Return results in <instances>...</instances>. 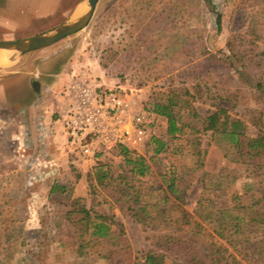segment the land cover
<instances>
[{
  "label": "rangeland",
  "instance_id": "rangeland-1",
  "mask_svg": "<svg viewBox=\"0 0 264 264\" xmlns=\"http://www.w3.org/2000/svg\"><path fill=\"white\" fill-rule=\"evenodd\" d=\"M28 1L34 0H0V41L32 37L63 24L75 13L71 9L67 13V9L79 0H60L53 14L41 17L30 12ZM12 4L18 20L15 30L7 22L12 17L7 8ZM87 4L83 0L79 9ZM261 5V0H99L85 28L38 52H55L63 59L89 55L103 70L94 76L107 81L101 87L127 95L133 113L150 110L154 123L144 142L131 148L150 164V173L141 177L140 184L158 199L161 174L175 166L182 188H186V225L195 219L203 172L217 174L227 163L222 143L211 131L198 133L207 154L205 166L194 172L190 170L191 155L173 153V148L155 157L151 137L166 138L167 122L152 108L170 88H190L203 95L194 101L202 116L215 109L216 101L242 119L248 134L254 135L257 126L252 117L261 111L264 118ZM8 77L0 75V82ZM68 85L65 81L66 94ZM35 123L18 106L0 105V264H108L102 258L77 256L76 243L67 237L70 227L64 213L68 199L50 193L55 181L72 187L73 197L84 198L87 206L114 214L123 223L122 238L129 243L132 258L153 247L159 223L146 227L134 221L125 199L118 198L121 179L108 186L95 178L90 182L87 173L93 171L95 157L77 156L56 141L45 143L38 133L34 137ZM100 159L110 165L114 179L125 170L118 153H105ZM251 182L242 177L230 191L245 194ZM57 222L62 224L60 231Z\"/></svg>",
  "mask_w": 264,
  "mask_h": 264
},
{
  "label": "trees",
  "instance_id": "trees-1",
  "mask_svg": "<svg viewBox=\"0 0 264 264\" xmlns=\"http://www.w3.org/2000/svg\"><path fill=\"white\" fill-rule=\"evenodd\" d=\"M261 4L264 13V0ZM221 18L218 14L219 28ZM201 96L190 88L172 87L152 108L167 122L166 138L151 137L155 157L168 154L173 148V153L191 155L190 170L194 172L205 166L207 154L198 133L211 131L222 143L227 163L217 174L203 172V189L197 197L194 221L185 224L186 188H182L175 166L170 165L161 174L157 199L140 184L141 177L151 170L143 155L126 145L109 152L98 151L93 171L87 173L89 181L95 178L98 184L108 186L120 178L118 198L125 199L134 221L146 227L159 223V234L153 247L132 258L129 243L122 238L123 223L108 211L87 206L84 198L73 197L72 187L55 181L50 193L68 199L64 213L70 227L67 237L76 243L78 257L94 256L108 264H264V118L261 111L252 117L257 132L249 135L248 125L216 101L215 109L202 116L194 105ZM111 152L122 155L125 164V170L115 179L110 165L100 159ZM81 176L79 173L78 177ZM208 177L211 178L206 182ZM242 177L254 181L248 183L246 193L230 191ZM55 227L62 230L61 222Z\"/></svg>",
  "mask_w": 264,
  "mask_h": 264
},
{
  "label": "crops",
  "instance_id": "crops-1",
  "mask_svg": "<svg viewBox=\"0 0 264 264\" xmlns=\"http://www.w3.org/2000/svg\"><path fill=\"white\" fill-rule=\"evenodd\" d=\"M59 2L60 0L28 1L32 8H27L28 3L26 8L36 16H47L53 14ZM82 2L83 0L76 2L72 8L67 9V13L71 10L76 11ZM14 6L12 4L7 8L12 16L7 19L11 30H15L16 27L13 26L18 25V20L16 21L13 15ZM43 50L46 49L34 50L20 57H16L10 50L0 51V75H10L0 82V105L6 108L18 106L20 111L28 113V119L31 122L36 121L35 129L32 126L34 137L38 133L39 138L45 143L56 141L68 147L64 118L73 102L69 92L70 82L75 76L88 77L97 86H106L107 81L94 78L103 70L89 55L83 58L73 55L63 59L54 54L55 52L38 53L45 52ZM1 57L5 60L1 61ZM65 81L69 82L68 94L63 90Z\"/></svg>",
  "mask_w": 264,
  "mask_h": 264
},
{
  "label": "built area",
  "instance_id": "built-area-1",
  "mask_svg": "<svg viewBox=\"0 0 264 264\" xmlns=\"http://www.w3.org/2000/svg\"><path fill=\"white\" fill-rule=\"evenodd\" d=\"M69 92L73 102L64 121L68 147L77 156H94L119 145L137 147L154 123L149 109L133 113L127 95L96 86L88 77L75 76Z\"/></svg>",
  "mask_w": 264,
  "mask_h": 264
},
{
  "label": "water",
  "instance_id": "water-1",
  "mask_svg": "<svg viewBox=\"0 0 264 264\" xmlns=\"http://www.w3.org/2000/svg\"><path fill=\"white\" fill-rule=\"evenodd\" d=\"M98 1L88 0L84 8H78L70 19L53 29L32 37L0 41V51L10 50L16 57H20L28 52L54 45L86 27L95 12Z\"/></svg>",
  "mask_w": 264,
  "mask_h": 264
},
{
  "label": "bare ground",
  "instance_id": "bare-ground-1",
  "mask_svg": "<svg viewBox=\"0 0 264 264\" xmlns=\"http://www.w3.org/2000/svg\"><path fill=\"white\" fill-rule=\"evenodd\" d=\"M3 56H6V55H3ZM7 57V56H6ZM1 58H4V57H1Z\"/></svg>",
  "mask_w": 264,
  "mask_h": 264
}]
</instances>
